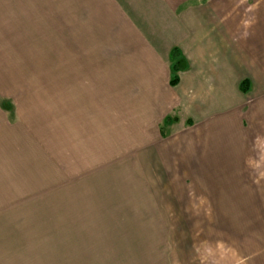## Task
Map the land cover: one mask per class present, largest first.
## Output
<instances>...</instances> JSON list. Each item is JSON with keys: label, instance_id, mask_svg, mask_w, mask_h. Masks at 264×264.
Returning a JSON list of instances; mask_svg holds the SVG:
<instances>
[{"label": "rangeland", "instance_id": "374dc122", "mask_svg": "<svg viewBox=\"0 0 264 264\" xmlns=\"http://www.w3.org/2000/svg\"><path fill=\"white\" fill-rule=\"evenodd\" d=\"M50 31L21 28L12 37L18 50L0 61V155L9 172L0 184V264L205 259L206 246L216 255L213 247L232 245L227 231L254 227L243 218L259 212L264 106L235 101L199 117L175 107L152 127L135 108L140 94L115 92L109 77L72 76L93 67L103 45L78 55L71 45L67 55Z\"/></svg>", "mask_w": 264, "mask_h": 264}, {"label": "crops", "instance_id": "0c3cea01", "mask_svg": "<svg viewBox=\"0 0 264 264\" xmlns=\"http://www.w3.org/2000/svg\"><path fill=\"white\" fill-rule=\"evenodd\" d=\"M24 27L51 30V38L61 34L67 55L71 45H79L77 55L87 44L103 45L105 54H94L93 67L88 63L72 76L109 77L115 92L140 94L135 108L143 110L152 127L175 107L199 117V111L206 114L235 101L247 109L264 106V0H0V61L6 50H18L14 45L21 42L12 37ZM173 48L182 57L175 85L170 84ZM85 57L80 54L78 60L90 62L91 55ZM2 153L0 184L9 180ZM255 188L253 204L259 212L254 208L243 218L254 221V227L227 231L235 240L213 247L216 255L206 246L205 259L163 264H264V185L259 181Z\"/></svg>", "mask_w": 264, "mask_h": 264}, {"label": "trees", "instance_id": "16d2710c", "mask_svg": "<svg viewBox=\"0 0 264 264\" xmlns=\"http://www.w3.org/2000/svg\"><path fill=\"white\" fill-rule=\"evenodd\" d=\"M170 61H171L170 84L175 85L178 82L177 72L181 69V63H182V57L178 48H173V50L171 51ZM246 84H247L246 81H243L240 84L241 90H243V92H246L248 89Z\"/></svg>", "mask_w": 264, "mask_h": 264}]
</instances>
